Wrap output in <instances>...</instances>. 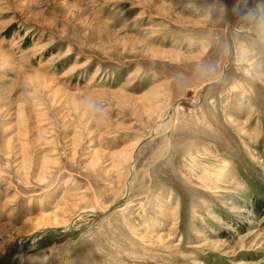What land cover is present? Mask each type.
Instances as JSON below:
<instances>
[{"label": "rangeland", "instance_id": "1", "mask_svg": "<svg viewBox=\"0 0 264 264\" xmlns=\"http://www.w3.org/2000/svg\"><path fill=\"white\" fill-rule=\"evenodd\" d=\"M264 0H0V264H264Z\"/></svg>", "mask_w": 264, "mask_h": 264}, {"label": "clouds", "instance_id": "2", "mask_svg": "<svg viewBox=\"0 0 264 264\" xmlns=\"http://www.w3.org/2000/svg\"><path fill=\"white\" fill-rule=\"evenodd\" d=\"M252 19L258 28L264 29V16L257 17L253 15Z\"/></svg>", "mask_w": 264, "mask_h": 264}]
</instances>
